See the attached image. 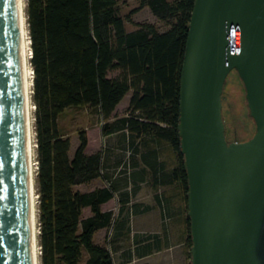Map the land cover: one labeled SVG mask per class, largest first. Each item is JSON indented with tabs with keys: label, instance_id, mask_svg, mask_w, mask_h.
I'll return each mask as SVG.
<instances>
[{
	"label": "trees",
	"instance_id": "obj_1",
	"mask_svg": "<svg viewBox=\"0 0 264 264\" xmlns=\"http://www.w3.org/2000/svg\"><path fill=\"white\" fill-rule=\"evenodd\" d=\"M194 1L139 0L132 13L148 6L169 25L159 31L152 22H136L135 29L127 30L120 0H26L33 50L41 264H115L110 247L94 237L115 220L113 209L104 210L102 204L114 197L116 180L136 181L137 176L134 192L146 174L155 186L178 181L187 202L188 173L178 124L181 70ZM112 71L117 73L111 75ZM129 92L124 114H115ZM79 105L101 115L104 135L116 132L127 139V155L107 176L109 184L87 190L74 186H89L103 175L109 144L88 153V134L81 130L71 155V139L60 132L58 117L64 109ZM163 145L177 154L173 168L161 159ZM141 160L146 166H140ZM120 195L122 201L129 200L128 191ZM156 198L163 203L159 194ZM188 221L191 245L189 215ZM159 241L157 235L137 241L144 244L140 256L161 249Z\"/></svg>",
	"mask_w": 264,
	"mask_h": 264
},
{
	"label": "water",
	"instance_id": "obj_2",
	"mask_svg": "<svg viewBox=\"0 0 264 264\" xmlns=\"http://www.w3.org/2000/svg\"><path fill=\"white\" fill-rule=\"evenodd\" d=\"M232 70L255 124L245 140L226 135ZM179 109L190 264H264V0L194 1ZM26 137L19 8L0 0V264H33Z\"/></svg>",
	"mask_w": 264,
	"mask_h": 264
},
{
	"label": "rangeland",
	"instance_id": "obj_3",
	"mask_svg": "<svg viewBox=\"0 0 264 264\" xmlns=\"http://www.w3.org/2000/svg\"><path fill=\"white\" fill-rule=\"evenodd\" d=\"M120 4L122 13L126 16L125 26L127 30L135 29L137 27L136 22L155 23L159 31H164L169 27L154 15L148 6L132 13V10L139 7V0H120ZM128 15H131V19ZM116 73L117 71H112L110 74L115 75ZM129 93L131 94V92ZM127 99L128 96L125 97L121 106L125 104ZM223 113L227 122V138L229 140H245L252 136L254 123L248 115L243 83L236 70L231 71L226 82ZM103 122L96 109L88 105L68 107L59 114L60 132L71 139V155H73L79 143L81 130H86L88 137L90 136L91 146L97 144V140L101 148L107 143V140L102 137V132H100ZM34 131L36 141L35 186L38 194V224L40 228V197L38 182L36 181L39 170V166H37L36 111L34 112ZM118 139L116 137V140ZM116 142L113 141V144H116ZM160 154L168 169L176 165L177 154L169 145H163L160 148ZM136 158H139V156H136ZM115 171L117 170L115 169ZM77 187V185L74 186L75 189ZM82 187L86 188L87 186L83 185ZM184 192L178 181L155 186L151 176L147 177L146 181L138 184L136 193L132 194V200L125 205V207H128L132 204H139L140 212L130 214L127 218L122 211L123 204H120L118 199L113 200L111 206H114L113 209L117 214L115 216L116 221L114 220L112 226L105 233L98 234L96 240L110 247L115 264H190L191 245L188 209ZM156 194L163 198V203L157 200ZM148 235L158 236V240H161L159 241L161 249L144 258H137L130 263L126 262L125 252L129 248H133L137 241L143 240ZM152 242L156 243L157 240L154 238Z\"/></svg>",
	"mask_w": 264,
	"mask_h": 264
},
{
	"label": "bare ground",
	"instance_id": "obj_4",
	"mask_svg": "<svg viewBox=\"0 0 264 264\" xmlns=\"http://www.w3.org/2000/svg\"><path fill=\"white\" fill-rule=\"evenodd\" d=\"M19 8V34H20V61L22 68V82L25 94V116L27 128V157L30 176V200H31V248L33 255V264L40 262L39 246V224H38V194L35 186V152L36 141L34 131V112L35 104L33 102V71L31 65V50L28 22L25 12V0H17Z\"/></svg>",
	"mask_w": 264,
	"mask_h": 264
},
{
	"label": "crops",
	"instance_id": "obj_5",
	"mask_svg": "<svg viewBox=\"0 0 264 264\" xmlns=\"http://www.w3.org/2000/svg\"><path fill=\"white\" fill-rule=\"evenodd\" d=\"M126 96H128V99L126 100L125 104H123V106H121V104L123 103V101H124V99H125ZM125 97L117 105L116 110H115V114H119V115L124 114L126 108L129 105V100H130L131 94L130 93H127L125 95ZM100 132H102L101 127H100ZM117 135L119 136V139H118V136ZM102 137L104 139H106L107 140L106 141L107 144H109L108 147H107L108 150H106L105 151V154H104L105 155V169H104L103 175L100 176V177H97V178L93 179L91 181V183H90L89 186L85 185V186H87L86 188H83L82 187L84 184H80L78 186V188H80L81 190H87V189L93 188L95 186H103V185L109 184V181L107 179L108 178L107 176L108 175H111L112 174V171L114 173L115 169L117 167H119V165L122 163L124 157H126V155H127V154L124 155L125 152L127 151V150L124 149V147L127 145L126 144L127 143V139H125L123 137V135L120 136L119 133H116V132L115 133H111V134H107V135H104L102 133ZM116 137H117L118 140H116ZM88 139H89V142H88V146L86 148V151L88 153H92V152H95V151L101 149V146H100L98 140H97V144L91 146L92 140H91L90 136L88 137ZM113 141H117L116 144H113ZM141 165L142 166H146V164L142 160L140 161V166ZM113 177H118V176H116L114 174ZM147 177H148V174H146V178ZM135 178H136V181H137L138 180L137 179V176ZM136 181H131V179L128 180V178L120 179V181L119 180H116L115 195H114V197L112 199H110L109 201L103 203L102 204V208L104 210L113 209L114 206L113 207L111 206L112 205V201L113 200L116 201L118 199V202H120V204L122 203L123 206H124L122 211H123V213L126 214L125 216L127 218L130 216V214L133 215V214H135L137 212H140V210H139L140 207L139 206L138 207L137 206L134 207V205L132 204V205H130L128 207L127 206L125 207V205L128 204L132 200V194L134 192L133 191L134 182H136ZM144 181H146V180L141 179V181H138V184L139 183L141 184ZM124 191H128L129 192V196L130 197H129V200L128 201L126 200V198H125L126 201H122L121 200V195L120 194H121V192H124ZM136 191H137V189H136ZM136 191L134 193H136ZM113 211H114V209H113ZM114 215L115 216L117 215L115 211H114ZM107 229H108L107 227L99 229L95 233V237H94L95 238V241H97L96 240L97 239L96 237L98 236V234L105 233L107 231ZM99 243H101V242H99ZM142 245H144V244H140V245L139 244H135V246L133 248H129L127 250V252H125V254H126V262L130 263V262L136 260L137 258H144L146 256L152 255L153 252L156 251V250H154L151 253H148L146 255L140 256V254L138 253V251L139 250L142 251V249H143V246ZM122 255L123 254L121 253V256Z\"/></svg>",
	"mask_w": 264,
	"mask_h": 264
},
{
	"label": "built area",
	"instance_id": "obj_6",
	"mask_svg": "<svg viewBox=\"0 0 264 264\" xmlns=\"http://www.w3.org/2000/svg\"><path fill=\"white\" fill-rule=\"evenodd\" d=\"M37 147H38V143H37ZM37 166H39V160L37 159Z\"/></svg>",
	"mask_w": 264,
	"mask_h": 264
}]
</instances>
